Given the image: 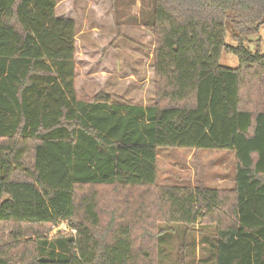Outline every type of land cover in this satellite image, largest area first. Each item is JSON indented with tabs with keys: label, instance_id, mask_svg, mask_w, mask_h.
Listing matches in <instances>:
<instances>
[{
	"label": "trees",
	"instance_id": "trees-1",
	"mask_svg": "<svg viewBox=\"0 0 264 264\" xmlns=\"http://www.w3.org/2000/svg\"><path fill=\"white\" fill-rule=\"evenodd\" d=\"M152 3L155 100L137 104L77 96L57 0H0V264H155L134 244L155 214L213 224V264H264V54L245 46L264 0ZM160 148L232 152L234 187L158 186Z\"/></svg>",
	"mask_w": 264,
	"mask_h": 264
},
{
	"label": "rangeland",
	"instance_id": "rangeland-1",
	"mask_svg": "<svg viewBox=\"0 0 264 264\" xmlns=\"http://www.w3.org/2000/svg\"><path fill=\"white\" fill-rule=\"evenodd\" d=\"M152 5V0H57L56 15L75 21V88L79 98L90 99L103 91L137 104L155 100L154 37L152 28L144 24ZM258 40L264 54V24L258 34L248 37L245 46L255 52ZM225 43L236 46L229 27ZM219 63L230 68L239 65L237 56L226 51L221 52ZM235 164L234 154L226 150L160 148L157 185L193 187L201 182L231 189ZM154 193L148 192V197L153 199ZM150 224L152 236L138 231L134 244L144 248L155 264H213V224H165L159 214L151 217ZM8 233L10 228L1 227L0 241H6Z\"/></svg>",
	"mask_w": 264,
	"mask_h": 264
}]
</instances>
